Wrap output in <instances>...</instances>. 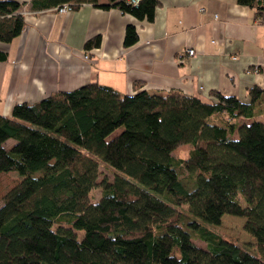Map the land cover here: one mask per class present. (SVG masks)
I'll use <instances>...</instances> for the list:
<instances>
[{
  "label": "trees",
  "instance_id": "16d2710c",
  "mask_svg": "<svg viewBox=\"0 0 264 264\" xmlns=\"http://www.w3.org/2000/svg\"><path fill=\"white\" fill-rule=\"evenodd\" d=\"M235 1L264 18V0ZM24 3L0 0V42L19 34ZM62 3L146 21L155 7L27 0L26 10ZM123 29L128 46L135 29ZM97 44L93 36L84 48ZM262 94L254 85L247 102L216 90L204 99L172 90L127 95L88 82L13 104L0 115V173L18 177L0 197V264H264V122L255 118ZM181 144L190 146L186 158H173ZM96 159L118 173L98 178ZM93 189L99 196L90 200ZM224 214L244 218L255 253L211 230Z\"/></svg>",
  "mask_w": 264,
  "mask_h": 264
},
{
  "label": "crops",
  "instance_id": "0c3cea01",
  "mask_svg": "<svg viewBox=\"0 0 264 264\" xmlns=\"http://www.w3.org/2000/svg\"><path fill=\"white\" fill-rule=\"evenodd\" d=\"M14 1L25 2L24 25L8 43L0 42L6 56L0 61L1 116L15 103L95 82L119 94L172 90L204 99L216 90L241 102L256 85L263 100L255 118L264 120V18L254 8L235 0H155L146 21L89 3L57 14L27 11V0ZM129 24L135 40L123 46ZM93 36L97 46L85 49ZM186 48L194 54H184Z\"/></svg>",
  "mask_w": 264,
  "mask_h": 264
},
{
  "label": "rangeland",
  "instance_id": "374dc122",
  "mask_svg": "<svg viewBox=\"0 0 264 264\" xmlns=\"http://www.w3.org/2000/svg\"><path fill=\"white\" fill-rule=\"evenodd\" d=\"M262 121H264L262 119ZM118 130V129H117ZM9 144H12L11 140H8ZM4 145H7V142H3ZM190 149V146L188 144H181L177 148L171 151V155L173 158H186L188 151ZM98 168L97 171L98 173V178L105 176L107 179H110L111 176L113 175V172L118 173L115 169H111L108 167L106 163H102L98 159ZM113 172H112V171ZM181 179L187 180L188 184L191 185L193 182V175H189L186 171H182L180 174ZM18 179L17 176L13 172H4L0 173V197L1 195L5 192L6 189H8L12 184L16 182ZM90 195V200H93L96 198V196H99L98 190L93 189L89 191ZM1 203V199H0ZM181 208L186 209V205L182 204ZM244 218L240 216H233L230 214H224L221 216L219 220V224L216 226H209L212 231H215L219 233L224 239L230 240L234 243H237L238 245H242L245 247L247 250L251 252H256V249L254 247L255 242L254 239L247 234L246 231L243 230V223H244ZM81 235V231H76V236L79 237ZM193 243L200 246V247H205V244L198 240L195 239L193 240Z\"/></svg>",
  "mask_w": 264,
  "mask_h": 264
},
{
  "label": "built area",
  "instance_id": "2783aa9c",
  "mask_svg": "<svg viewBox=\"0 0 264 264\" xmlns=\"http://www.w3.org/2000/svg\"><path fill=\"white\" fill-rule=\"evenodd\" d=\"M137 1L138 0H126V2H130L133 5H135ZM50 10H53L57 14H63L70 11L71 9H69V6L66 3H62L61 5L52 7ZM184 54L192 55L194 54V50L192 48H186V50H184Z\"/></svg>",
  "mask_w": 264,
  "mask_h": 264
}]
</instances>
